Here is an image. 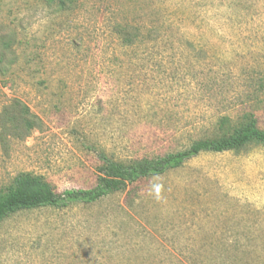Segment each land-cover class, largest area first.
I'll list each match as a JSON object with an SVG mask.
<instances>
[{
  "label": "rangeland",
  "instance_id": "1",
  "mask_svg": "<svg viewBox=\"0 0 264 264\" xmlns=\"http://www.w3.org/2000/svg\"><path fill=\"white\" fill-rule=\"evenodd\" d=\"M63 2L0 0V192L21 173L89 189L100 152L183 151L225 118L264 130V0ZM122 27L142 42L125 47ZM0 264H264V147L19 212Z\"/></svg>",
  "mask_w": 264,
  "mask_h": 264
},
{
  "label": "trees",
  "instance_id": "2",
  "mask_svg": "<svg viewBox=\"0 0 264 264\" xmlns=\"http://www.w3.org/2000/svg\"><path fill=\"white\" fill-rule=\"evenodd\" d=\"M47 1L64 3L63 0ZM118 34L125 47L142 42L136 27H122ZM217 135L219 136L215 138L196 141L186 150L156 158L120 161L100 152L97 182L89 189H70L59 193L43 177L21 173L7 189L0 192V224L22 211L40 208L65 209L77 204L95 203L108 195L122 192L141 180L179 169L202 153L237 152L251 144L264 147V130L254 114H247L238 127L229 126V120L225 118L218 126Z\"/></svg>",
  "mask_w": 264,
  "mask_h": 264
}]
</instances>
